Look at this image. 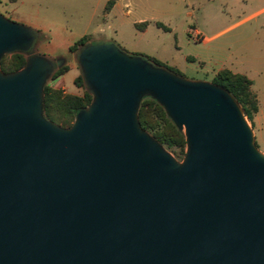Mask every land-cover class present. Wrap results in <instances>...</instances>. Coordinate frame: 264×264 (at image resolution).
Here are the masks:
<instances>
[{
  "label": "water",
  "instance_id": "obj_1",
  "mask_svg": "<svg viewBox=\"0 0 264 264\" xmlns=\"http://www.w3.org/2000/svg\"><path fill=\"white\" fill-rule=\"evenodd\" d=\"M0 13V264H264V153L221 85L87 42L89 102L68 126L43 114L53 62ZM155 99L185 141L180 159L141 127Z\"/></svg>",
  "mask_w": 264,
  "mask_h": 264
},
{
  "label": "rangeland",
  "instance_id": "obj_2",
  "mask_svg": "<svg viewBox=\"0 0 264 264\" xmlns=\"http://www.w3.org/2000/svg\"><path fill=\"white\" fill-rule=\"evenodd\" d=\"M108 1L0 0V13L34 31L28 53L42 52L54 69L67 66L45 80L66 92L83 90L73 83L76 49L68 50L82 34L185 78L210 81L219 68L245 74L257 109L243 116L264 153V0Z\"/></svg>",
  "mask_w": 264,
  "mask_h": 264
},
{
  "label": "trees",
  "instance_id": "obj_3",
  "mask_svg": "<svg viewBox=\"0 0 264 264\" xmlns=\"http://www.w3.org/2000/svg\"><path fill=\"white\" fill-rule=\"evenodd\" d=\"M109 3L110 0L107 4ZM87 42H89L88 38L82 34L68 45V50L76 49L77 54L78 47ZM25 56L26 53L22 52L3 54L0 58L1 70L11 71L20 67ZM66 70L67 66L63 64L51 72L50 78L57 77ZM210 81L227 89L241 106L243 114L248 119L252 117V113L257 109V101L254 91L250 88V78L228 68H219L212 75ZM73 83L83 88L80 94L66 92L60 87L47 83L43 85V114L46 118L62 126H68L76 111L86 105L91 98V93L85 87L80 73L73 78ZM137 116L141 127L157 139L174 157H182L185 147L183 133L175 127L155 99L148 95L142 96L138 105Z\"/></svg>",
  "mask_w": 264,
  "mask_h": 264
},
{
  "label": "crops",
  "instance_id": "obj_4",
  "mask_svg": "<svg viewBox=\"0 0 264 264\" xmlns=\"http://www.w3.org/2000/svg\"><path fill=\"white\" fill-rule=\"evenodd\" d=\"M41 52V51H40ZM42 53V52H41ZM72 67V65H68V68Z\"/></svg>",
  "mask_w": 264,
  "mask_h": 264
},
{
  "label": "flooded vegetation",
  "instance_id": "obj_5",
  "mask_svg": "<svg viewBox=\"0 0 264 264\" xmlns=\"http://www.w3.org/2000/svg\"><path fill=\"white\" fill-rule=\"evenodd\" d=\"M55 62V61H54ZM56 63V62H55Z\"/></svg>",
  "mask_w": 264,
  "mask_h": 264
}]
</instances>
